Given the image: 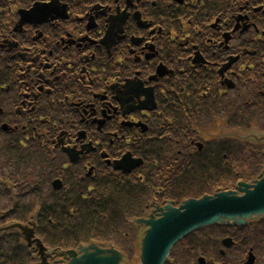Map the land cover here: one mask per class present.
<instances>
[{"label": "flooded vegetation", "instance_id": "flooded-vegetation-1", "mask_svg": "<svg viewBox=\"0 0 264 264\" xmlns=\"http://www.w3.org/2000/svg\"><path fill=\"white\" fill-rule=\"evenodd\" d=\"M122 2L0 0V228L29 222L30 194L39 197L37 231L45 226L44 212L66 209L46 205L54 180L64 194L84 199L101 180L135 178L141 206L154 196L160 198L157 204L175 203L205 193L206 186L259 175L258 148H238L243 146L236 140L199 142L189 134L188 108L179 100L193 98L204 106L230 99L235 125L225 119L229 128H244L247 120L264 132V0H130L132 10ZM34 3L50 5L30 14ZM135 11L144 20L133 18ZM121 15H126L123 25L117 19L111 40L102 44L111 19ZM160 22L170 35L162 52L167 62L151 42ZM229 57L225 79L232 95L217 72ZM147 63L154 64L153 75H161H152L153 82L141 74ZM164 85L170 91L163 94ZM222 144L230 145L229 155L207 150ZM127 154L138 166L125 175L114 164ZM133 231L125 234L126 244L137 238L139 230ZM10 250L16 252L15 264H22L23 253L26 264L38 263L13 232L0 237V254ZM170 259L171 264H264V219L229 232L196 233ZM48 261L68 264L60 257Z\"/></svg>", "mask_w": 264, "mask_h": 264}, {"label": "water", "instance_id": "water-1", "mask_svg": "<svg viewBox=\"0 0 264 264\" xmlns=\"http://www.w3.org/2000/svg\"><path fill=\"white\" fill-rule=\"evenodd\" d=\"M38 10L47 11L44 7L37 5L29 13H36ZM125 18L126 15H121L111 19L110 28L106 35L109 41L111 40L113 24L118 19L119 27H121ZM136 19L139 20L138 15ZM227 67L225 66L221 72ZM128 163L125 160L122 165H116L115 169L128 172L130 168L135 166V164H130L129 167L124 168V165ZM55 184L54 188H59ZM238 191L243 192L244 195L237 196L235 190L217 191L200 199L184 201L177 208L171 205L156 208L147 218L134 220L133 223L137 226L145 227L140 240V264H164L168 260L171 249L184 237L199 229L217 224L244 225L249 219L264 216V172L261 179L255 181L254 185H240ZM31 226L28 228L15 225L14 229L21 232L28 246L36 244L35 251L40 255L41 264H48L47 258L54 252L71 259V264H120L123 259V255L113 246H101L95 243L87 246L80 245L77 251H48L39 241L32 240L34 224L31 223ZM10 229V227L5 228L4 231ZM46 252L48 253L46 254ZM78 253L81 256L77 258Z\"/></svg>", "mask_w": 264, "mask_h": 264}, {"label": "trees", "instance_id": "trees-1", "mask_svg": "<svg viewBox=\"0 0 264 264\" xmlns=\"http://www.w3.org/2000/svg\"><path fill=\"white\" fill-rule=\"evenodd\" d=\"M49 214V212H46ZM99 217V206L98 202L94 201L92 204L78 208L76 212L70 213L67 211L63 217V220H67L68 223L65 225L70 226L77 236H81L83 232L81 230H87L90 225L95 221H98ZM78 230V231H77ZM85 232V231H84Z\"/></svg>", "mask_w": 264, "mask_h": 264}, {"label": "rangeland", "instance_id": "rangeland-1", "mask_svg": "<svg viewBox=\"0 0 264 264\" xmlns=\"http://www.w3.org/2000/svg\"><path fill=\"white\" fill-rule=\"evenodd\" d=\"M131 240V238L127 241V246H129L130 248L132 247V249H133V244H132V241L131 242H129ZM122 242H120V244H121ZM133 254H134V251H133V253L132 252H130L129 253V255H130V257H132L133 256ZM136 254H137V252H136ZM135 254V255H136Z\"/></svg>", "mask_w": 264, "mask_h": 264}]
</instances>
